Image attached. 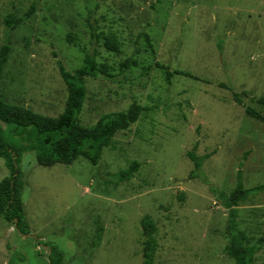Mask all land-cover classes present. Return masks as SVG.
<instances>
[{"label": "rangeland", "instance_id": "rangeland-1", "mask_svg": "<svg viewBox=\"0 0 264 264\" xmlns=\"http://www.w3.org/2000/svg\"><path fill=\"white\" fill-rule=\"evenodd\" d=\"M31 7L29 17L6 28V16ZM90 26L114 35L119 52L93 42ZM5 44L0 100L8 104L58 116L67 87L57 61L73 73L95 50L113 77L84 78L77 123L93 126L132 103L143 110L115 132L97 165L79 156L69 165L41 166L35 151L22 152L30 236L0 216V264H50L49 245L64 264H143V215L156 228L154 264H235L226 253V198L238 175L245 188L264 184V122L244 111L264 114L257 103L264 97V0H0ZM126 60L132 64L121 72ZM243 91L239 105L233 92ZM0 126L8 143H21ZM190 151L208 156L196 177L189 176ZM132 161L139 165L133 176L113 180ZM8 175L0 157V180ZM235 207L252 245L264 235V190ZM254 264H264V247Z\"/></svg>", "mask_w": 264, "mask_h": 264}, {"label": "trees", "instance_id": "trees-1", "mask_svg": "<svg viewBox=\"0 0 264 264\" xmlns=\"http://www.w3.org/2000/svg\"><path fill=\"white\" fill-rule=\"evenodd\" d=\"M32 13L33 7L21 16L8 15L4 18V24L6 28L12 30ZM90 27L93 42L101 40L102 46L108 52H119L120 44L114 35L101 36L92 26ZM9 52L8 44L0 47V77L7 63ZM96 58L95 50L86 51L82 64L73 73L67 71L57 61L59 74L67 87L64 109L58 116L43 115L24 106L8 104L0 100V122L8 129L7 133L22 139L19 145H11L5 139L4 129L0 126V157L9 171V175L0 180V216L4 220L12 222L21 235H26L29 232L21 200L23 183L18 167L22 152L35 151L36 162L41 166H53L57 163L69 165L79 156L85 157L92 165H97L102 148L111 145L115 132L126 129L138 119L143 110L139 104L132 103L125 111L102 115L93 126H82L77 123V116L81 111L86 95L84 78L104 77L111 79L113 77L111 67L104 62L97 61ZM131 64L132 61L130 60L121 63L120 71H124ZM176 73L193 78V75L187 71H176ZM171 76L172 72L166 70L165 79L167 83H170ZM241 94L246 95L247 93L245 91L233 92V99L239 105H242ZM257 103L264 107V97H259ZM244 111L248 116L264 122V114L254 108L245 106ZM187 156L194 165L189 176H199L202 163L208 156L199 157L191 151L187 153ZM138 166L137 161H132L128 168L115 174L113 180L130 179ZM263 190L264 184L245 188L242 185L240 175H238L235 187L226 198L225 207L228 209L226 253L234 260L235 264H254V255L264 247V235L252 245L246 242L245 234L238 228L237 209L235 207L249 195L257 194ZM140 225L144 238L142 243L143 264H154L153 258L157 249L154 236L155 224L149 216L143 215L140 219ZM48 249L50 264H64L60 250L54 245H49Z\"/></svg>", "mask_w": 264, "mask_h": 264}, {"label": "water", "instance_id": "water-1", "mask_svg": "<svg viewBox=\"0 0 264 264\" xmlns=\"http://www.w3.org/2000/svg\"><path fill=\"white\" fill-rule=\"evenodd\" d=\"M25 236H30V234H26Z\"/></svg>", "mask_w": 264, "mask_h": 264}]
</instances>
